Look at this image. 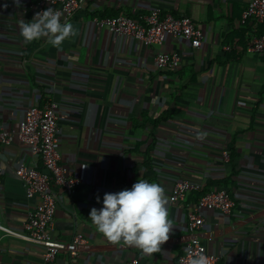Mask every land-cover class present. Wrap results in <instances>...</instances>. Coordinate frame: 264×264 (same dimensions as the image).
<instances>
[{"label":"crops","instance_id":"crops-1","mask_svg":"<svg viewBox=\"0 0 264 264\" xmlns=\"http://www.w3.org/2000/svg\"><path fill=\"white\" fill-rule=\"evenodd\" d=\"M251 0H85L70 21L76 35L59 47L25 43L21 20L35 12L28 0H0V120L15 133L29 107H59L61 164L81 186L61 196L51 228L60 253L53 264H178L191 243L189 215L212 188L229 192V215L205 211L202 242L219 264H264V56L248 52L263 25L243 23ZM155 8L162 17L188 16L204 31L203 47L169 38L160 47L99 29L95 19L126 14L137 22ZM179 53L182 65L163 71L159 52ZM228 154V158L225 154ZM37 158L15 142L0 145L3 169L0 223L23 231L39 200L28 198L19 167ZM38 164L41 166V161ZM140 178L162 185L173 229L161 251L105 238L88 215L105 193ZM194 180L199 192L172 204L175 184ZM97 197L101 203H97ZM77 236L86 245L69 251ZM0 264H47L43 248L15 237L0 241Z\"/></svg>","mask_w":264,"mask_h":264},{"label":"built area","instance_id":"built-area-1","mask_svg":"<svg viewBox=\"0 0 264 264\" xmlns=\"http://www.w3.org/2000/svg\"><path fill=\"white\" fill-rule=\"evenodd\" d=\"M85 0H28L27 7L35 14L53 8L61 13L62 20L70 22ZM243 23L254 21L256 27L264 24V0H251L243 12ZM99 29H107L119 37L134 39L145 47H160L169 38L183 40L191 47H203L204 31L188 16L176 17L166 15L162 17L161 9L155 8L140 22L126 14L104 19H95ZM248 52L264 56V34L254 31ZM158 69L174 71L182 65L179 53L159 52L156 57ZM58 105L49 101L44 106L29 107L15 133L4 129L0 120V145H12L18 142L29 148L38 162L33 166L23 165L16 174L26 186L28 198H38L39 202L24 223L23 231H15L0 223V241L3 237H15L43 248V260L53 264L60 250L53 243L51 228L55 221L59 199L69 196L81 186V181L71 177L69 170L61 164V155L57 147L58 136ZM228 158V154H225ZM3 169L0 165V185ZM202 184L194 180H183L175 184L170 201L177 204L186 199L188 193L199 192ZM235 203L229 192L223 188H212L206 191L199 199L194 210L189 215L188 229L191 234V243L179 257L178 264H190V254H204L210 258V264H219L221 256L209 251L202 242V229L205 225V211H219L229 215ZM86 245V240L77 236L70 247V258L78 257L79 252ZM125 264H142L137 258L130 259Z\"/></svg>","mask_w":264,"mask_h":264},{"label":"clouds","instance_id":"clouds-1","mask_svg":"<svg viewBox=\"0 0 264 264\" xmlns=\"http://www.w3.org/2000/svg\"><path fill=\"white\" fill-rule=\"evenodd\" d=\"M19 30L25 43L45 39L53 47L76 35L73 24L62 20L61 13L53 8L37 12L31 21L21 20ZM97 203H101L99 197ZM167 203L162 185L140 178L131 188L105 193L103 206L92 208L88 218L108 240L122 241L152 255L161 251L174 228ZM190 264H210V258L190 254Z\"/></svg>","mask_w":264,"mask_h":264},{"label":"trees","instance_id":"trees-1","mask_svg":"<svg viewBox=\"0 0 264 264\" xmlns=\"http://www.w3.org/2000/svg\"><path fill=\"white\" fill-rule=\"evenodd\" d=\"M119 16V15H118ZM103 19V18H102ZM136 21V20H135ZM260 34L262 35V34H264V25H263V29H262V31L260 30ZM250 44V43H249ZM202 196V195H201ZM200 196V197H201Z\"/></svg>","mask_w":264,"mask_h":264}]
</instances>
